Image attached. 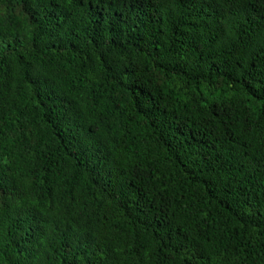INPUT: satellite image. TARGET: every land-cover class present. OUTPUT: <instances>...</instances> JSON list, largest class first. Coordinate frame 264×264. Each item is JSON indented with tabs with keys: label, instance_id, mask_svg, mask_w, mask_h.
Returning <instances> with one entry per match:
<instances>
[{
	"label": "trees",
	"instance_id": "16d2710c",
	"mask_svg": "<svg viewBox=\"0 0 264 264\" xmlns=\"http://www.w3.org/2000/svg\"><path fill=\"white\" fill-rule=\"evenodd\" d=\"M0 264H264V0H0Z\"/></svg>",
	"mask_w": 264,
	"mask_h": 264
}]
</instances>
